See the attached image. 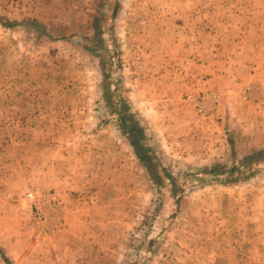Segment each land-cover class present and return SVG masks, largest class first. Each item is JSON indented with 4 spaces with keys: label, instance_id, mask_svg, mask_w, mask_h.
Here are the masks:
<instances>
[{
    "label": "rangeland",
    "instance_id": "rangeland-1",
    "mask_svg": "<svg viewBox=\"0 0 264 264\" xmlns=\"http://www.w3.org/2000/svg\"><path fill=\"white\" fill-rule=\"evenodd\" d=\"M59 150L95 194L73 248L26 212ZM263 199L264 0H0V264H264Z\"/></svg>",
    "mask_w": 264,
    "mask_h": 264
},
{
    "label": "crops",
    "instance_id": "crops-1",
    "mask_svg": "<svg viewBox=\"0 0 264 264\" xmlns=\"http://www.w3.org/2000/svg\"><path fill=\"white\" fill-rule=\"evenodd\" d=\"M233 81L237 82L236 79H233ZM204 83V82H203ZM205 83H207V81H205ZM249 83V84H248ZM250 85V80H244V81H240L237 85L238 87H242V86H247ZM252 86V85H251ZM212 88L211 83H210V79H208V88ZM240 95V94H238ZM235 96V101H240L242 97H239L237 95ZM221 97V96H220ZM229 97V96H228ZM217 104L220 103L219 100H216ZM215 102V103H216ZM216 107V105H215ZM218 107V106H217ZM213 109H211L210 111H208V119L209 117H211L210 115L213 113L212 111ZM212 118V117H211ZM212 120V119H209ZM214 121V120H213ZM222 119L220 121V123L222 124ZM228 122V121H227ZM234 125L236 127V131H240L241 130L238 128L239 126L241 128H245L246 125L242 124L239 120V122L237 121H233ZM212 125H218L219 121H216L214 124L211 121ZM226 124V123H225ZM224 124V125H225ZM229 124V122H228ZM253 126V125H252ZM225 129V128H224ZM245 138L243 139L241 136L242 134H240V138H242V140L238 141L235 139H228V137L226 136V134L224 133L223 130V137H225V147H226V151L224 152L222 150V152L220 154L217 153V151L215 149H213L212 147H209V151H211L210 153H208V157H212L215 154L217 157H222V158H233V157H244L247 156L248 153H250L251 149H245L246 147L249 148V146H253L252 142H256L257 140L254 139V137H249L247 133H244ZM251 135H254V133H250ZM213 137V136H212ZM209 138H211V136H209ZM216 140V139H215ZM244 141V142H243ZM129 145H133L132 142H128ZM241 144V148L238 147V145ZM246 145V147H245ZM238 147V148H237ZM255 147V146H254ZM48 147L46 149H44L45 151H48ZM221 150V149H220ZM228 151V152H227ZM60 152V153H59ZM66 152V151H65ZM231 152V153H230ZM57 153L59 154L58 157L54 158L56 159L55 164H52L51 169L48 168L47 162L44 164L45 168H41V173H43L44 176V189L46 192H49L51 195H53L56 198V206L53 209H50V215L52 217V222H51V232L53 233L55 232V234L52 236L50 243H52L53 239L55 238V236L60 237L61 239L65 240V242L67 241V245L69 246V248H73V247H77L78 243L80 242L81 244H85V241H81V237L84 236L81 231L79 230V227L81 222L86 221L87 219H89V209L94 208V192L92 189V183L89 182L88 180H85L86 182L82 183H77V180L74 178L75 177V169L73 168H69L70 165L66 166L63 164V162L66 161V157L64 154V151L59 150L58 152H56V156ZM137 154V152H136ZM138 157L140 158L139 154ZM58 158H60L58 160ZM65 166L67 167L65 169ZM80 168V167H79ZM70 170V171H69ZM77 170V168H76ZM55 174V175H53ZM255 180H249V181H245L247 182H251L253 186H256V184H254ZM243 182V183H245ZM235 184V183H234ZM231 185V184H230ZM237 185V184H235ZM255 188V187H254ZM253 190V189H252ZM78 193H77V192ZM93 202V203H92ZM254 202L255 199L253 198L252 202H249L247 204H245V202L243 203V205H248V206H252L251 207V212H253V207H254ZM90 204V206H89ZM261 206H264V199L262 201V203H260ZM236 208H237V204H236ZM79 226V227H78ZM85 236L89 238V233H85ZM36 237H42L38 234L35 235ZM48 234L45 235L42 238L47 239L48 238ZM49 238V240H50ZM48 240V241H49ZM90 243L88 242V245ZM73 246V247H72ZM83 250V249H82ZM89 252L91 250H93L92 248H88ZM72 251V250H70ZM78 253V250H75Z\"/></svg>",
    "mask_w": 264,
    "mask_h": 264
},
{
    "label": "built area",
    "instance_id": "built-area-1",
    "mask_svg": "<svg viewBox=\"0 0 264 264\" xmlns=\"http://www.w3.org/2000/svg\"><path fill=\"white\" fill-rule=\"evenodd\" d=\"M215 102L216 101L213 96H199L195 100L194 107L196 112L203 116L207 113V111L212 109L210 105L215 107V104H217V102ZM25 197L29 202L26 212L38 223L37 234L44 237L51 232L52 217L50 215V209L54 210L56 206V198L45 190L29 191L26 193Z\"/></svg>",
    "mask_w": 264,
    "mask_h": 264
},
{
    "label": "trees",
    "instance_id": "trees-1",
    "mask_svg": "<svg viewBox=\"0 0 264 264\" xmlns=\"http://www.w3.org/2000/svg\"><path fill=\"white\" fill-rule=\"evenodd\" d=\"M7 25H8V26H13V25H14V23H8ZM139 156H140V155H139ZM243 162H244V160H243ZM236 169H237V168H235V167H232V168H231V170H230L229 172H230V173H231V172L233 173V172H234ZM212 171H215V170H214V169H212ZM4 261H5V259H4ZM5 262H6V261H5Z\"/></svg>",
    "mask_w": 264,
    "mask_h": 264
}]
</instances>
